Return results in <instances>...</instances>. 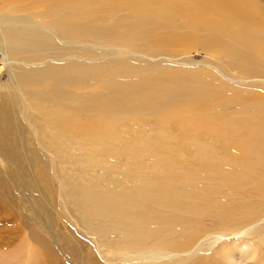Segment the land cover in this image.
<instances>
[{
  "label": "rangeland",
  "instance_id": "obj_1",
  "mask_svg": "<svg viewBox=\"0 0 264 264\" xmlns=\"http://www.w3.org/2000/svg\"><path fill=\"white\" fill-rule=\"evenodd\" d=\"M26 1L27 30L52 36L69 19L73 32L95 29L93 12L70 15L75 0ZM125 9L100 11L111 36L50 37L94 68L71 86L24 89L16 76L52 58L19 36L0 48V264H264V102L245 97L264 92V72L250 73L252 53L239 52L248 66L228 53L227 31L192 47L183 12L167 28ZM169 31L175 44L155 42ZM194 68L231 100L186 94ZM56 119L102 123L103 137L62 141Z\"/></svg>",
  "mask_w": 264,
  "mask_h": 264
},
{
  "label": "bare ground",
  "instance_id": "obj_2",
  "mask_svg": "<svg viewBox=\"0 0 264 264\" xmlns=\"http://www.w3.org/2000/svg\"><path fill=\"white\" fill-rule=\"evenodd\" d=\"M33 4L34 3H28L26 0H3L2 3H0V26H4V28H0V48L9 49L10 47H15L17 43L16 37L19 36L23 38L21 43L26 45V48L33 49L37 54L43 57L42 61L52 58L51 61L35 65L26 73L16 76L17 83L24 89L37 91L46 81L54 82V87L56 88L60 87L62 84L71 86L73 81L78 78L79 74H88L89 71L93 70V67H81V63L83 62L78 61L80 50L77 47L72 46V49L68 48L69 45L65 48L61 47L60 44L54 43L50 37L54 36L57 40L75 45L82 37L93 38L95 34L100 35L104 33L107 36H111L112 34L109 33L111 29L109 27L101 30L98 28L100 26L99 14L101 10L111 12L119 7L126 8L125 10H127L129 15L134 19L140 18L148 20L150 18H155L163 22L167 28L172 26V24L169 23L171 19L170 15H179L183 12L184 16H186L185 19H190L188 22L189 25H186V28L196 32L193 34H189V31L184 33L187 44L192 45V47L201 46V43L208 40V36L219 35L221 31H227L229 33L227 42L230 45L228 53L233 56L235 60L238 59L239 64L243 66H248V60L239 52L246 50L252 53L251 61L254 67L250 68V73L259 76L264 72V22L259 12L260 8L263 6L260 0H75L69 7L70 15L79 11L93 12L95 14V29L84 31V33H78L77 31L73 32L72 28H70L72 21L69 19L67 24H56L52 27V36L37 31L27 30V22L30 21V19L26 20L22 18L19 16V13L23 8L26 9ZM59 11L63 13L61 9H59ZM185 11H189L191 14ZM76 24L78 25V23ZM50 29L51 28H49V31ZM9 31L11 33H9ZM200 32L204 33L206 38L201 39L200 37L199 39ZM154 39L155 42H158V44L164 48L174 43V37L171 31L165 36ZM220 44L223 50L225 44ZM66 48H68V50ZM212 50H215V48H212ZM32 53L34 52L32 51ZM59 56L69 57L70 59L67 61H59ZM122 60H115V62L120 63ZM116 66L118 69L121 67L118 64ZM104 72L109 75L107 67ZM110 72L111 71H109V73ZM189 73L196 74V76L191 77V80L196 86L190 85L189 78L182 84L184 92L190 94L189 96H196V98H199L205 95L210 97L209 99L212 100L214 105L231 100L230 96L227 98L222 92L220 89L221 86L210 85L208 77L199 70L194 68L189 71ZM101 76H105V74L103 73ZM175 79L177 80L178 77ZM28 92L34 95L33 92ZM251 94H253V96H245L251 104L257 101L258 103L264 102V92H251ZM65 95V89L60 90L54 96L53 103L64 100ZM43 102L47 104L48 98L43 99ZM248 106L249 105H245L244 110H247ZM45 112L48 113L49 111L45 110ZM83 123L88 126L80 129L73 122L67 123L70 124L67 126L62 123L61 120L56 119V121L53 122V126L59 128L60 132H62V141L66 142L77 140V143L81 144L83 140L77 137L80 131L89 136L94 134L90 136L92 138L103 137V132H101L102 123L92 124L91 121H83ZM155 257L157 258L158 256H155V254L151 252V259ZM190 264H208V262L193 261Z\"/></svg>",
  "mask_w": 264,
  "mask_h": 264
}]
</instances>
